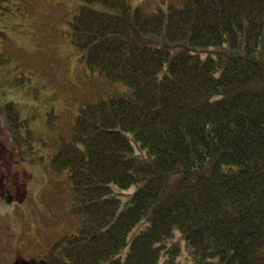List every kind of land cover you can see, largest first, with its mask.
<instances>
[{"label": "trees", "instance_id": "1", "mask_svg": "<svg viewBox=\"0 0 264 264\" xmlns=\"http://www.w3.org/2000/svg\"><path fill=\"white\" fill-rule=\"evenodd\" d=\"M68 35L128 89L84 103L51 159L80 223L41 264H264V0H85Z\"/></svg>", "mask_w": 264, "mask_h": 264}, {"label": "rangeland", "instance_id": "2", "mask_svg": "<svg viewBox=\"0 0 264 264\" xmlns=\"http://www.w3.org/2000/svg\"><path fill=\"white\" fill-rule=\"evenodd\" d=\"M127 1L145 13L185 2ZM84 2L0 0V264H20L18 255L40 264L58 239L77 232L67 169L55 172L51 159L71 140L84 103L128 89L88 69L70 43V21ZM7 103L16 109L13 120Z\"/></svg>", "mask_w": 264, "mask_h": 264}, {"label": "flooded vegetation", "instance_id": "3", "mask_svg": "<svg viewBox=\"0 0 264 264\" xmlns=\"http://www.w3.org/2000/svg\"><path fill=\"white\" fill-rule=\"evenodd\" d=\"M11 185L14 186L13 183ZM17 261H23V259H18Z\"/></svg>", "mask_w": 264, "mask_h": 264}]
</instances>
